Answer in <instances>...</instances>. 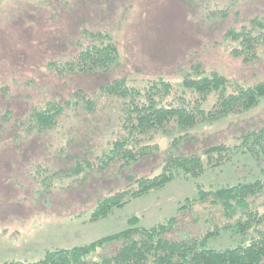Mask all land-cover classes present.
Here are the masks:
<instances>
[{
    "label": "rangeland",
    "instance_id": "1",
    "mask_svg": "<svg viewBox=\"0 0 264 264\" xmlns=\"http://www.w3.org/2000/svg\"><path fill=\"white\" fill-rule=\"evenodd\" d=\"M226 9V15H214ZM264 9V0H2L0 2V263L34 260L46 249L70 247L94 240L132 224L151 225L176 213L186 197L204 189L241 180L264 178V151L235 152L231 159L207 167L198 175L179 171L161 187L132 198L94 221L84 220L95 199L127 185V175L154 174L167 153H188L215 143L235 145L248 129L264 125V96L247 109L184 128L157 131L152 153L123 165L101 166L98 157L119 129L117 97L99 95L96 110L69 108L45 131L27 129L21 122L30 109L46 99L61 101L76 88L96 92L102 83L127 75L137 85L163 76L181 90L182 67L199 61L233 81L251 84L264 78V51L245 62L232 55L223 38L229 26L248 24ZM238 11V12H237ZM108 31L119 47L120 61L106 72L57 73L63 63L87 43L91 31ZM177 91V92H178ZM215 95L204 103L211 107ZM182 138L171 144L176 135ZM93 164L83 180L68 173L76 160ZM264 213V191L251 197ZM136 214L137 219L129 218ZM167 235H197L228 221L219 205L196 202L178 213ZM264 228V220L261 224ZM228 232L206 244L236 243ZM116 241L97 248L96 255L113 252Z\"/></svg>",
    "mask_w": 264,
    "mask_h": 264
},
{
    "label": "trees",
    "instance_id": "2",
    "mask_svg": "<svg viewBox=\"0 0 264 264\" xmlns=\"http://www.w3.org/2000/svg\"><path fill=\"white\" fill-rule=\"evenodd\" d=\"M211 13L222 16L228 11L214 9ZM90 35V40L75 54L54 66L57 73L106 72L119 63V47L108 31H91ZM223 38L230 42L228 50L232 55L240 56L245 62L257 59L260 51H264V9L250 16L248 24L227 27ZM179 73L182 88L178 92L163 76L149 78L142 85L135 84L127 75L116 76L98 86L96 92L76 88L61 101L46 99L42 105L31 108L21 122L26 125L27 121L29 130L45 131L54 127L69 108L81 106L93 112L99 95L117 97L121 99L120 131L98 159L101 166L113 161L128 165L158 148V142L152 140L155 132L165 133L172 125L184 128L226 116L235 110H247L264 96V78L251 84L239 83L218 70L204 68L199 61L181 66ZM212 93L215 100L206 109L204 103ZM181 138L180 134L174 136L171 144ZM260 147L264 151V125L246 130L235 145L221 141L188 153L170 151L158 172L128 174L126 186L97 197L84 220L94 221L109 215L114 208L124 206L132 198L163 186L179 171L185 175H198L207 167L229 161L237 151L253 152ZM80 159L68 173L84 180L94 164L85 157ZM262 191L264 178L259 177L209 189H204L201 184L196 196L186 197L176 213L164 220L151 225L132 224L70 247L46 249L38 259H11L0 264H264V228L261 226L264 213L251 198ZM197 201L221 206L229 220L193 236L167 235L175 226L178 213L191 210ZM129 218L137 219L138 216L132 214ZM221 230L232 238L236 236V243L222 247L207 245L206 241L219 235ZM113 241L118 242L113 252L95 256L97 248Z\"/></svg>",
    "mask_w": 264,
    "mask_h": 264
}]
</instances>
